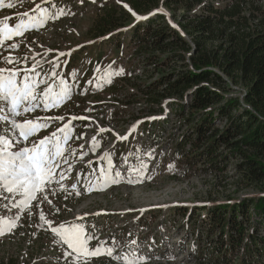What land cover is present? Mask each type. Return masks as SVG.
<instances>
[{
    "label": "rangeland",
    "instance_id": "obj_1",
    "mask_svg": "<svg viewBox=\"0 0 264 264\" xmlns=\"http://www.w3.org/2000/svg\"><path fill=\"white\" fill-rule=\"evenodd\" d=\"M9 1L13 7L6 8L1 14L17 15L41 4V0ZM261 1L264 5V0ZM122 2L125 0L59 1L55 4L69 14L50 19L44 24L47 27L39 32L16 37L6 44L20 41L17 51L9 50L13 56L28 57L19 67L33 66L37 61L32 59L34 55L44 62L61 56V53L72 55L65 74L71 95L67 105L52 116L64 117L65 120L71 116L85 117L86 122L76 127L84 140L81 138L72 146L74 168L79 167L86 139L101 137L96 143L101 150H96L95 154L103 149L105 154L115 156L122 167H125L123 158L126 157V167L140 169L142 176L132 183H119L104 192L87 196L70 192L73 189L71 182L57 178L59 183L54 185V194L49 193L47 200L33 201L28 207H11L17 200L23 199L22 196L12 200L0 199V217L17 218V227L0 236V261L14 258L20 264H68L72 257L64 258L67 245L60 243L61 238L51 229L61 224L68 227L77 219L106 213L107 220L101 219L103 224L93 223L91 226L97 225L96 231L101 236L99 240L113 238L119 242L116 251L120 255L135 249L148 258L146 264H199L192 250L197 240L195 231L202 218L199 214L185 221L183 214L177 212L180 209L177 207H203L223 201L226 195L238 199L255 193L253 188L248 187L235 191L234 185L238 181L236 169L223 174L227 176L226 181L216 182L215 176L204 169L203 162L192 166L190 162L175 157L172 143L180 129L176 115L162 126L154 125L151 130L159 134L163 131L164 134H161L159 144H147V134L144 133L149 130L141 129L150 119L144 117L149 115L145 85L148 84L151 67L143 60L125 62L119 59L116 43L127 46L129 38L125 35H115L116 38L106 44L99 39L106 34L97 33L105 14L100 8ZM221 3L217 6L225 4ZM176 15H183V11H178ZM131 51L129 58L132 57ZM67 58L70 57L62 59ZM0 67L13 68L16 65L0 64ZM51 71L55 69L50 67L46 70L49 74ZM243 90V87H237L232 95L241 96ZM113 110L117 113L115 118L110 116ZM26 119H34V116L25 117L22 122ZM137 123L142 127H136ZM9 126V123L3 125ZM123 137L126 139H121ZM102 166L103 163H99L88 169L97 172ZM218 182L220 186L216 191L220 190L219 194L214 191ZM41 211L50 224L40 219ZM94 241L90 247L98 243ZM89 264H119V261L102 255L92 258Z\"/></svg>",
    "mask_w": 264,
    "mask_h": 264
},
{
    "label": "trees",
    "instance_id": "obj_2",
    "mask_svg": "<svg viewBox=\"0 0 264 264\" xmlns=\"http://www.w3.org/2000/svg\"><path fill=\"white\" fill-rule=\"evenodd\" d=\"M221 2L225 4L217 6ZM123 3L141 16L162 7L180 29L173 28L162 13L136 23L121 5H104L100 9L105 14L97 31L106 34L100 38L109 36L106 44L115 35L129 38L128 46L135 49V58L151 67V74L147 70L151 83L145 92L152 103L161 105L171 98L183 101L192 91L191 102L186 106L177 104L178 116L191 126L179 137L175 151L192 166L203 162L204 169L215 176L216 182L226 181L223 174L236 169L235 191L247 187L255 190L251 196L237 199L226 195L223 201L208 206L177 209L184 220L199 214L202 218L195 231L197 240L192 252L199 264H264L262 1L125 0ZM178 11H183V15L177 16ZM181 33L191 39L194 47ZM116 44L123 46L121 42ZM230 83L243 87V94L232 95ZM217 121L222 129L216 127ZM217 184L214 191L220 186ZM216 192L219 194L220 190ZM0 264L20 263L8 258Z\"/></svg>",
    "mask_w": 264,
    "mask_h": 264
},
{
    "label": "snow or ice",
    "instance_id": "obj_3",
    "mask_svg": "<svg viewBox=\"0 0 264 264\" xmlns=\"http://www.w3.org/2000/svg\"><path fill=\"white\" fill-rule=\"evenodd\" d=\"M0 7L12 8L13 4L5 5L4 0H0ZM53 8H55L54 12ZM66 14L69 13L58 7L55 0H51V2L50 0H41V4H37L35 8L22 14L26 19H21L11 25L0 20V64L16 65L13 68H0V101H8L11 98L10 113L12 117L20 115L17 110L21 104L25 105L23 113L27 115L41 108L45 111L51 110L70 97V89L62 78L59 81L58 91L54 92L50 86L47 89H40L39 85L44 82L43 76H47L49 73H44L42 76L40 72L36 71L39 61L31 68L19 67L28 57L13 56L9 50L17 51L20 41L17 40L12 44L5 43L6 40L13 39V36H22L25 31L38 29L48 20ZM60 55H64V53ZM58 67L60 65L53 62V68ZM50 75L56 77L59 74L56 71H51ZM64 119V117H36L18 123L16 119L10 120L9 114L0 108V199L12 200L18 196L23 197L11 207H28L33 201L47 200L49 193L54 194V185L59 183L57 175L63 176V173H57V169L61 164L68 162L64 152L67 142L73 136V126L66 122L48 137L40 138L38 141H32L31 137L39 131L51 127L52 121H63ZM77 119L82 120L85 117H70V120ZM9 121L10 126L3 127ZM21 138L23 141L31 143V147H22L11 151L10 149L14 145L20 143ZM121 139H126V137ZM96 143L98 142L93 139V145ZM67 155H74V153L69 149ZM105 158L108 160V169L101 170L103 184L90 188L89 191L105 190L107 186L119 182L108 174L112 167L110 155L106 153ZM116 176H120L118 171ZM128 182L132 183L133 181L129 180ZM48 202L51 203V201ZM3 206L7 207V205ZM39 215L41 220H45L42 211ZM45 222L50 224L49 221L45 220ZM16 227L17 218L15 216L0 217V236H4ZM51 230L61 238L60 243L67 245V248L64 249V258L72 257L68 264H89L92 258L102 255L119 261V264H146L148 259L135 249H131L126 255H120L116 251L120 246L119 242L114 239L111 242L101 241L95 231L87 230L83 224H73L68 227L61 224L58 228L54 227ZM93 240L98 243L94 247H90ZM132 243L135 244V241Z\"/></svg>",
    "mask_w": 264,
    "mask_h": 264
},
{
    "label": "built area",
    "instance_id": "obj_4",
    "mask_svg": "<svg viewBox=\"0 0 264 264\" xmlns=\"http://www.w3.org/2000/svg\"><path fill=\"white\" fill-rule=\"evenodd\" d=\"M182 36L188 40V43H190V45L192 47H194V45L191 42V39L189 37H187L183 33H182ZM150 83L151 82L148 81V84H150ZM148 84L145 85V88L148 86ZM230 88L236 89L237 87H234V85L231 84ZM243 92H244V90H243ZM191 94H192V91L188 94L187 98L183 101H180L179 99H175V98L165 99L162 101L161 105L154 104L147 98V106L149 107V109H148L149 115L145 116L144 118H150V119L159 118L160 121H162V123L163 122L165 123L167 121H172L174 116L176 115L177 119L179 120V128L180 129L178 130L179 133L177 135H174V136L177 138L180 137L181 134L186 133L189 130L191 124L182 122L181 118L178 116L180 112H179L177 104L186 106L192 100L190 98ZM137 115L142 116L141 114H137ZM216 123L217 124L219 123V125L216 124V127L220 128V129L223 128L220 121H217Z\"/></svg>",
    "mask_w": 264,
    "mask_h": 264
}]
</instances>
